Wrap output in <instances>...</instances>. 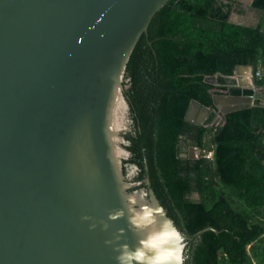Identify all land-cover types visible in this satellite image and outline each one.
I'll use <instances>...</instances> for the list:
<instances>
[{"label":"water","instance_id":"95a60500","mask_svg":"<svg viewBox=\"0 0 264 264\" xmlns=\"http://www.w3.org/2000/svg\"><path fill=\"white\" fill-rule=\"evenodd\" d=\"M165 1L0 0V264H117L118 245L157 232L167 255L173 227L185 243L164 209L138 67ZM241 68L249 80L235 84L253 86L250 65L229 77ZM239 98L212 93L213 110L191 99L183 119L253 104ZM141 211L150 227L133 232L128 217Z\"/></svg>","mask_w":264,"mask_h":264},{"label":"trees","instance_id":"16d2710c","mask_svg":"<svg viewBox=\"0 0 264 264\" xmlns=\"http://www.w3.org/2000/svg\"><path fill=\"white\" fill-rule=\"evenodd\" d=\"M237 4L165 1L138 64L154 118L163 205L184 236V264H264V95L255 90L264 87V0L250 1L261 11L253 24L228 20ZM237 64L251 66L253 86L229 77ZM212 93L251 96L253 104L210 111L202 124L183 119L191 99L213 110ZM183 136L204 151L180 156Z\"/></svg>","mask_w":264,"mask_h":264},{"label":"clouds","instance_id":"9594fccd","mask_svg":"<svg viewBox=\"0 0 264 264\" xmlns=\"http://www.w3.org/2000/svg\"><path fill=\"white\" fill-rule=\"evenodd\" d=\"M122 217H124V211L122 209L111 211L108 214L109 220H117ZM83 219L89 218L84 217ZM144 221L145 218L143 217L142 211L140 213L130 214L128 217L130 230L139 232L145 228H149L150 224ZM90 227H95V225H91ZM103 227L106 229L108 225L103 224ZM169 231L172 233L171 239L178 241V243L169 247L167 255H161L160 249L152 243L153 235H159L161 233H150L144 238L138 239L135 247H129L126 243L118 245L114 249L118 253L115 257L117 264H184L183 237L174 227L169 229ZM119 232L122 233L123 230L121 229ZM119 238V235L115 237L116 240H119ZM105 243L109 244L112 242L105 241Z\"/></svg>","mask_w":264,"mask_h":264},{"label":"rangeland","instance_id":"374dc122","mask_svg":"<svg viewBox=\"0 0 264 264\" xmlns=\"http://www.w3.org/2000/svg\"><path fill=\"white\" fill-rule=\"evenodd\" d=\"M238 4L235 9L230 12V17L236 22H242L245 24H253L257 21L261 11L250 6V0H237ZM235 82V80H234ZM255 90L264 95V88L255 87ZM233 106H238L241 100L234 99ZM226 104V102H224ZM227 106V105H226ZM201 151V150H200ZM202 152V151H201ZM206 155H210V151H205ZM196 197V194H193Z\"/></svg>","mask_w":264,"mask_h":264},{"label":"flooded vegetation","instance_id":"af4514ba","mask_svg":"<svg viewBox=\"0 0 264 264\" xmlns=\"http://www.w3.org/2000/svg\"><path fill=\"white\" fill-rule=\"evenodd\" d=\"M198 108H201V106L198 105ZM207 117L204 119V121L202 123H204L207 120ZM191 123H194V122H191ZM194 124H197V123H194ZM186 139H187V137L183 136L179 140V155L180 156H186L188 158H195V157L199 156V154L201 153L199 147L191 144L190 142L188 143V140H186ZM189 147H191V148L197 147L198 149H197V151L194 149L189 150ZM193 194H195V193L194 192L188 193V196L193 198L194 197Z\"/></svg>","mask_w":264,"mask_h":264},{"label":"crops","instance_id":"0c3cea01","mask_svg":"<svg viewBox=\"0 0 264 264\" xmlns=\"http://www.w3.org/2000/svg\"><path fill=\"white\" fill-rule=\"evenodd\" d=\"M237 75L238 76L235 75L232 78L234 80H236L238 78L239 80H242V81L249 80V70L247 68H241L239 71V74H237ZM261 88H264V87H261ZM238 100H241V102H242V99L239 98ZM262 102H264V99L262 100ZM219 104H221V103L219 102Z\"/></svg>","mask_w":264,"mask_h":264},{"label":"built area","instance_id":"2783aa9c","mask_svg":"<svg viewBox=\"0 0 264 264\" xmlns=\"http://www.w3.org/2000/svg\"><path fill=\"white\" fill-rule=\"evenodd\" d=\"M255 74L258 75L259 74V71H255ZM202 152L204 151V149H200ZM207 151H210V150H207ZM206 155V154H205ZM208 157H211V151H210V155H206Z\"/></svg>","mask_w":264,"mask_h":264}]
</instances>
